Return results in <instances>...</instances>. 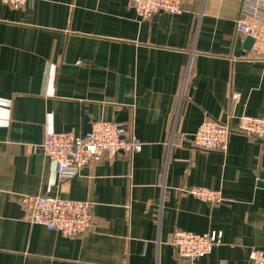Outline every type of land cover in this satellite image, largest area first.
Returning a JSON list of instances; mask_svg holds the SVG:
<instances>
[{
  "label": "crops",
  "instance_id": "obj_1",
  "mask_svg": "<svg viewBox=\"0 0 264 264\" xmlns=\"http://www.w3.org/2000/svg\"><path fill=\"white\" fill-rule=\"evenodd\" d=\"M241 0H181L140 18L129 0L0 3V264H252L264 252V141L241 133L226 153L194 148L204 120L264 117V58L237 31ZM233 95L237 98L234 100ZM94 121L128 128L139 151L102 157L60 183L47 133ZM220 192V204L188 194ZM91 205L93 225L64 238L25 220V197ZM176 230L222 234L190 263Z\"/></svg>",
  "mask_w": 264,
  "mask_h": 264
},
{
  "label": "built area",
  "instance_id": "obj_2",
  "mask_svg": "<svg viewBox=\"0 0 264 264\" xmlns=\"http://www.w3.org/2000/svg\"><path fill=\"white\" fill-rule=\"evenodd\" d=\"M32 0H0V3L18 8ZM140 18H149L158 12L178 14L181 0H129ZM239 33L253 40L250 48L252 57L264 58V0H241L240 14L236 20ZM234 100L237 98L233 95ZM241 133L253 140L264 141V117L239 115L236 123H220L204 120L192 135L194 148L205 152L226 153L229 137ZM42 153L54 164L60 183L76 176L102 157H114L119 153L132 154L141 148V143L132 132L113 121H94L90 129L77 135L71 132L47 133L41 143ZM188 194L211 204H220V192L205 187H192ZM25 211V220L39 225L47 231L59 233L64 238H77L93 225L91 205L82 201L61 199L56 196L25 197L20 201ZM222 234L211 231L199 235L176 230L169 242L176 259L190 263L209 255L221 244ZM252 264H264V252L249 253Z\"/></svg>",
  "mask_w": 264,
  "mask_h": 264
},
{
  "label": "water",
  "instance_id": "obj_3",
  "mask_svg": "<svg viewBox=\"0 0 264 264\" xmlns=\"http://www.w3.org/2000/svg\"><path fill=\"white\" fill-rule=\"evenodd\" d=\"M252 43H253V40L251 38L247 37L245 40L244 48L246 50H250Z\"/></svg>",
  "mask_w": 264,
  "mask_h": 264
}]
</instances>
